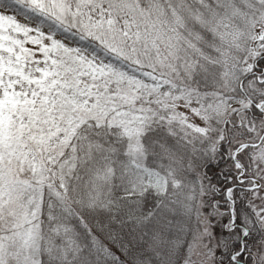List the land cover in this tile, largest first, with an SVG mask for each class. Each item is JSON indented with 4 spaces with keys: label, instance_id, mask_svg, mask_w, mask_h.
Returning a JSON list of instances; mask_svg holds the SVG:
<instances>
[{
    "label": "snow or ice",
    "instance_id": "6c2138e0",
    "mask_svg": "<svg viewBox=\"0 0 264 264\" xmlns=\"http://www.w3.org/2000/svg\"><path fill=\"white\" fill-rule=\"evenodd\" d=\"M0 264H264V0H0Z\"/></svg>",
    "mask_w": 264,
    "mask_h": 264
}]
</instances>
